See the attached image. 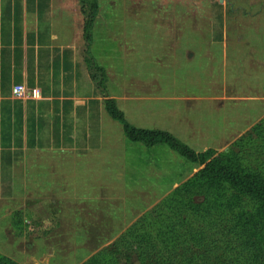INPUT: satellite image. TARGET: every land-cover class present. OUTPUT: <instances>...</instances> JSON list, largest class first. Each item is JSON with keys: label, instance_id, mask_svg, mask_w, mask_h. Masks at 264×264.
<instances>
[{"label": "rangeland", "instance_id": "obj_1", "mask_svg": "<svg viewBox=\"0 0 264 264\" xmlns=\"http://www.w3.org/2000/svg\"><path fill=\"white\" fill-rule=\"evenodd\" d=\"M65 1L96 81L123 97L120 107L110 100L135 127L217 155L264 118V0L242 2L245 35L223 47L180 43L170 24L185 16L166 10L187 0H89L97 5L90 37L88 4ZM31 165L35 190L21 206L0 203V263L96 264L101 250L204 167L125 133L100 153L47 152Z\"/></svg>", "mask_w": 264, "mask_h": 264}, {"label": "crops", "instance_id": "obj_2", "mask_svg": "<svg viewBox=\"0 0 264 264\" xmlns=\"http://www.w3.org/2000/svg\"><path fill=\"white\" fill-rule=\"evenodd\" d=\"M187 1V6H177V1L166 10L185 16L170 24L179 32L180 43L223 47L245 35L248 11L242 2L261 0ZM71 4L0 0V203L6 206H21L22 197L28 198L40 183L31 165L33 157L47 152L100 153L124 135L107 106L111 98L119 107L124 99L98 85ZM18 84L37 89L39 95L15 97L13 87Z\"/></svg>", "mask_w": 264, "mask_h": 264}, {"label": "trees", "instance_id": "obj_3", "mask_svg": "<svg viewBox=\"0 0 264 264\" xmlns=\"http://www.w3.org/2000/svg\"><path fill=\"white\" fill-rule=\"evenodd\" d=\"M85 3L90 37L97 5ZM114 103L108 100V109L130 140L164 143L204 167L101 250L96 264H119L121 257L126 264H264V118L216 155L212 148L198 153L167 132L135 127Z\"/></svg>", "mask_w": 264, "mask_h": 264}, {"label": "built area", "instance_id": "obj_4", "mask_svg": "<svg viewBox=\"0 0 264 264\" xmlns=\"http://www.w3.org/2000/svg\"><path fill=\"white\" fill-rule=\"evenodd\" d=\"M13 94L18 98H29L32 96H38L39 91L35 88H29L26 85L18 84L13 87Z\"/></svg>", "mask_w": 264, "mask_h": 264}]
</instances>
